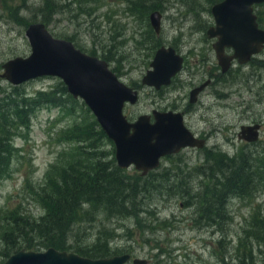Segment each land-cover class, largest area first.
Returning a JSON list of instances; mask_svg holds the SVG:
<instances>
[{"label":"rangeland","instance_id":"rangeland-1","mask_svg":"<svg viewBox=\"0 0 264 264\" xmlns=\"http://www.w3.org/2000/svg\"><path fill=\"white\" fill-rule=\"evenodd\" d=\"M52 1L58 10H53L51 4L49 14H44L39 7L46 6L45 0H0V72L9 58L31 53L26 28L30 22L43 21L53 35L71 39L84 51L105 58L122 80L139 90L138 101L127 102L124 107L131 120L154 108L184 110L187 123L209 134L205 149L218 148L232 154L250 150L258 156L257 172L262 176L256 191L228 196L225 204L212 193V206L208 209L203 201L211 195L213 179L204 178L205 173L200 177L191 174L205 158L202 151L187 146L164 157L159 167L143 175L158 178L159 186H164L161 192L157 189L146 198L154 213L143 212L141 222L132 215L111 218L100 214L86 222L90 233L83 239L94 241L98 228L105 226L115 232V238L110 240L113 250L131 251L136 257L149 258L150 264H242L244 255H252L258 264H264V241L253 237L247 247L241 241L245 229L251 227V214L260 208L264 216V126L262 139L255 144H248L237 135L242 123L255 120L264 125V48L254 57L255 61L248 65L236 61L231 73L219 79L215 38L206 32L215 22L211 0H154L163 13L159 35L150 22L153 9L136 11L133 0H85L81 5L78 0ZM255 10H262L264 18V3L257 4ZM162 44L176 47L185 63L170 84L157 89L143 83L142 78ZM209 74H213L214 83L200 94L199 101L190 102L191 88ZM60 78L41 75L15 84L0 75V95L4 89H14L12 85H21L34 96L40 90L55 88ZM78 99L72 104L41 103L32 115L30 127L14 134L16 149L9 158V173L0 179L1 225L8 209L35 216L45 212L42 201L28 189L32 187L26 186V179L33 181V187L43 182L59 153L65 147L71 151V140L63 135L65 129L95 115L91 108L86 111L82 98ZM103 146L110 153L108 159L113 158L115 143L106 140ZM121 168L132 175L142 173L134 164ZM218 192L222 194L221 190ZM194 193L202 196L195 197ZM194 198H198L197 203ZM1 225L0 229L6 227ZM257 230L264 234V225L260 224ZM3 232L0 231V264L8 258L2 253ZM127 264L134 263L131 260Z\"/></svg>","mask_w":264,"mask_h":264},{"label":"trees","instance_id":"trees-1","mask_svg":"<svg viewBox=\"0 0 264 264\" xmlns=\"http://www.w3.org/2000/svg\"><path fill=\"white\" fill-rule=\"evenodd\" d=\"M78 2L81 5L85 0ZM133 2L136 11L147 12L159 8L154 0L148 3L142 0ZM45 3L46 6L42 4L38 7L44 14H49L50 5L56 2L50 3V0H45ZM56 7L58 6L53 5V10H58ZM257 13L262 26L263 12L258 10ZM12 88L14 89H4L0 95V179L9 173V158L16 149L12 140L14 134L30 127L32 115L39 105L44 102L72 104L79 100L68 91L63 80H60L55 88L40 90L34 96L29 95L21 85H12ZM81 104L90 112V107L85 102ZM63 135L71 140L69 141L72 143V146H69L71 151L65 147L59 153L58 160L51 164L43 182L34 184L33 187V181L27 178L25 183L26 186L32 187L28 189L37 195L40 202L42 201L45 212L35 216L26 215L21 210L8 209L2 218L3 224L6 225L0 229L4 231L5 243L2 253L5 257L22 247L40 249L50 246L75 250L91 257L113 255L118 253L110 245V240L115 238V232L109 227L100 226L95 233L94 241L87 242L83 239L85 234L90 233L86 222L88 220L92 222L96 216L103 213L111 218L132 215L141 222L143 212L154 213V209L150 208V201L147 202L146 198L149 199L154 191L157 189L160 191L164 186H159V179L153 176L149 178L142 173L129 174L118 165L115 156L108 159L110 153L102 145L103 143L105 145L106 140L114 142L95 115L91 114V117H85L83 122L70 125ZM250 152L237 151L235 153L237 155L222 149L212 152L214 177L211 192L217 198L219 195L223 196L224 204L228 196H245L257 190L255 187L262 177L257 172L260 163L256 160L258 156ZM254 182H257L256 186ZM219 190L222 194L218 192ZM216 209H213V212L216 213ZM225 212L227 211H223L224 214ZM204 215L207 219V214ZM260 224L264 225V216L259 208L251 214L248 222V226L251 227L246 228V234L241 237L246 247L248 241L252 242L253 237L264 241V234L257 230ZM241 262L258 264L252 255H244Z\"/></svg>","mask_w":264,"mask_h":264},{"label":"water","instance_id":"water-1","mask_svg":"<svg viewBox=\"0 0 264 264\" xmlns=\"http://www.w3.org/2000/svg\"><path fill=\"white\" fill-rule=\"evenodd\" d=\"M264 0H219L212 4L215 24L207 33L217 37L214 42L216 56L222 69L227 71L237 59L247 63L264 48V27L258 20L256 4ZM163 13L154 9L150 21L157 33L162 29ZM26 34L32 51L16 55L3 63L2 77L19 84L41 75H56L64 80L74 97H81L94 112L107 135L115 143V156L120 167L134 164L144 174L159 166L161 158L176 153L186 146H202L185 124L182 111L154 109L155 120L147 113L131 120L124 112L127 102L139 99V90L122 80L105 58L88 53L76 46L73 40L53 35L43 21L29 23ZM233 47V52L226 47ZM184 56L173 45L159 46L151 67L142 82L160 89L172 82L182 69ZM209 80L191 90L190 100ZM261 122L242 124L239 136L248 141L259 139ZM130 252L112 256L91 257L75 250L50 246L44 250L21 248L1 264H126ZM134 264H148L149 259L137 256Z\"/></svg>","mask_w":264,"mask_h":264},{"label":"flooded vegetation","instance_id":"flooded-vegetation-1","mask_svg":"<svg viewBox=\"0 0 264 264\" xmlns=\"http://www.w3.org/2000/svg\"><path fill=\"white\" fill-rule=\"evenodd\" d=\"M133 1H135V0H133ZM142 1H145V0H142ZM219 1V0H218ZM150 17V16H149ZM151 22V21H150ZM213 24H215V22L213 23ZM213 24H211V25H213ZM210 25V26H211ZM209 26V27H210ZM208 27V28H209ZM208 28H207V30H208ZM155 30V29H154ZM207 30H206V32H207ZM156 31V30H155ZM157 33V32H156ZM161 33V31L159 32V33H157V35H159ZM207 35H208V33H207ZM209 36V35H208ZM210 37V36H209ZM210 38H215V40L213 41V48H214V42L217 40V37H210ZM158 48V47H157ZM176 48V47H175ZM229 48H231L232 50H234L233 49V47H226V51L227 52H229V53H232L233 51H230V50H228ZM177 49V48H176ZM215 49V48H214ZM216 52V51H215ZM260 53V52H259ZM259 53L256 55H254V56H252V58L247 62V64H245L244 63V65H248V64H250V63H252V61L254 60V57H258V55H259ZM260 58V60L259 61H261V57H259ZM184 59H185V57H184ZM236 61L237 62H239L237 59H235L234 60V62H233V64H232V66L227 70V71H224L223 69H222V66L220 65V63H219V65H220V73H218V77H219V79H221V78H224L225 76L227 77L228 75H229V73H231V71H232V69H233V66H235V64H236ZM255 61V60H254ZM219 62V61H218ZM184 63H185V60H184ZM184 63H183V66H184ZM244 65H242V67L244 66ZM183 68V67H182ZM182 70V69H181ZM180 70V71H181ZM179 71V72H180ZM178 72V73H179ZM177 73V74H178ZM176 74V75H177ZM175 75V76H176ZM175 76L173 77V79L175 78ZM173 79H172V81H173ZM207 80H209V83L198 93V98H197V100L196 101H194V102H197V101H199L200 100V94L206 89V88H208L210 85H212L213 83H214V76H213V74H209V76L206 78V79H204L203 81H200V83H198V84H196L195 86H193V88H195V87H197V86H199V85H201V84H203L205 81H207ZM164 86H166V85H163L161 88H163ZM160 88V89H161ZM193 88H191V90L193 89ZM191 90H190V96H191ZM227 94V93H226ZM190 102H192L191 100H190ZM154 109H157V108H154ZM154 109L152 110V112L151 113H147V114H149L150 116H151V121H154L155 120V117H154V113H153V111H154ZM158 110H161V111H167V110H174V111H182L183 113H184V121H185V124L194 132V134L198 137V138H200L201 140H203L204 141V144L202 145V146H198V145H196V146H191V147H195L198 151H199V153L202 151V153L204 154V158H205V161L204 162H202L201 164H198V165H196L195 167H194V170H192L191 171V174L192 175H197L198 177H200L201 175H204L203 173H205L206 175L205 176H203L204 178H207V180L208 179H212L213 177H214V173H213V164H214V157L213 156H211L212 155V152L215 150H213V148L211 147V148H209V149H205V146L207 145V141H208V138H209V134H207L206 132H200V131H198L197 130V128L196 127H194V126H192L190 123H187V121H186V111H184V110H181V109H158ZM256 122H259V121H251V122H248V123H242V124H251V123H256ZM241 124V125H242ZM241 125H240V127H241ZM263 123L261 122V127H260V133H259V139H257V140H255V141H248V140H246V139H244V138H241L240 136H239V131L237 132V135H238V137L242 140V141H244V142H246V143H248V144H255L256 142H258V141H260L261 139H262V130H263ZM187 147V146H186ZM185 148V147H184ZM216 150H218V148L216 149ZM178 152H180V151H178ZM178 152H176V153H178ZM176 153H170V154H167V155H165V156H163L162 158H161V162H160V164H159V166L161 165V163H162V159L164 158V157H167L168 155H171V154H176ZM235 155H237V154H235ZM135 166V165H134ZM158 166V167H159ZM137 168V167H136ZM138 169V168H137ZM154 169H156V168H154ZM154 169H151L148 173H150L152 170H154ZM204 169V170H203ZM208 170H209V173H207L208 172ZM141 172H142V174L143 175H145L144 173H143V171L141 170ZM148 173H146V174H148ZM196 176V177H197ZM198 186H200L199 184H198ZM194 195H195V197H199V196H202V194H197V193H194ZM206 196H208V194L206 193ZM212 197V192H211V195H209L208 197H207V199H205L203 202L208 206V209H210L211 208V206L212 205H210V203H209V201H210V198ZM218 199H221V201L223 202V200H224V197L223 196H219V198ZM194 200L196 201H194L195 203H197L198 202V198H194ZM219 201V200H218ZM207 209V210H208ZM136 255H132V257H131V259H130V261L132 260L133 261V259H134V257H135ZM148 264H150V259H149V263Z\"/></svg>","mask_w":264,"mask_h":264},{"label":"bare ground","instance_id":"bare-ground-1","mask_svg":"<svg viewBox=\"0 0 264 264\" xmlns=\"http://www.w3.org/2000/svg\"><path fill=\"white\" fill-rule=\"evenodd\" d=\"M257 55V54H256ZM181 72V71H180ZM61 79V78H60ZM62 80V79H61ZM226 154V153H225ZM186 179V178H185ZM190 182V181H189ZM183 186V185H182ZM249 188V187H248Z\"/></svg>","mask_w":264,"mask_h":264}]
</instances>
